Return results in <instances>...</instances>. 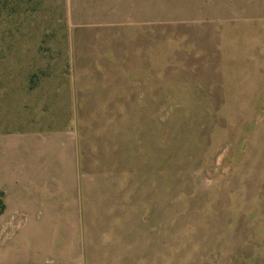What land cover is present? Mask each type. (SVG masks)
Returning a JSON list of instances; mask_svg holds the SVG:
<instances>
[{
    "label": "rangeland",
    "instance_id": "1",
    "mask_svg": "<svg viewBox=\"0 0 264 264\" xmlns=\"http://www.w3.org/2000/svg\"><path fill=\"white\" fill-rule=\"evenodd\" d=\"M0 264H264V0H0Z\"/></svg>",
    "mask_w": 264,
    "mask_h": 264
}]
</instances>
